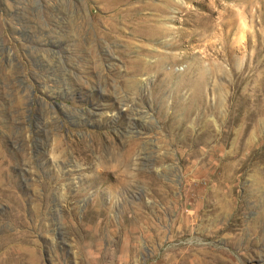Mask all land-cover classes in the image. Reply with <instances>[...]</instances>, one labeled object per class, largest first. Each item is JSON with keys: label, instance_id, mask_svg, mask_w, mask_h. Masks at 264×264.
I'll list each match as a JSON object with an SVG mask.
<instances>
[{"label": "rangeland", "instance_id": "rangeland-1", "mask_svg": "<svg viewBox=\"0 0 264 264\" xmlns=\"http://www.w3.org/2000/svg\"><path fill=\"white\" fill-rule=\"evenodd\" d=\"M0 178V264H264V0H0Z\"/></svg>", "mask_w": 264, "mask_h": 264}, {"label": "bare ground", "instance_id": "bare-ground-1", "mask_svg": "<svg viewBox=\"0 0 264 264\" xmlns=\"http://www.w3.org/2000/svg\"><path fill=\"white\" fill-rule=\"evenodd\" d=\"M1 179V178H0ZM8 189V188H7ZM7 189H5L3 186L1 187V180H0V190L2 191V192H5V191H9V189L7 190Z\"/></svg>", "mask_w": 264, "mask_h": 264}]
</instances>
